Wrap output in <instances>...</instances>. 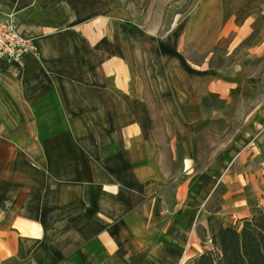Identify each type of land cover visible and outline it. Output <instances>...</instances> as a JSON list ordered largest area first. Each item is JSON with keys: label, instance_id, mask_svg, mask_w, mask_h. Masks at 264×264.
<instances>
[{"label": "crops", "instance_id": "crops-1", "mask_svg": "<svg viewBox=\"0 0 264 264\" xmlns=\"http://www.w3.org/2000/svg\"><path fill=\"white\" fill-rule=\"evenodd\" d=\"M77 4L0 0L40 53L0 59V264L192 262L208 247L195 217L214 181L196 171L195 137L213 121L228 130L199 116L228 82L202 75L190 91L163 80L159 107L141 106L123 94L121 60L107 62L104 24L75 27L88 18L74 16ZM224 16L205 13L217 23L200 34L211 47L226 36ZM232 145L225 136L220 149Z\"/></svg>", "mask_w": 264, "mask_h": 264}, {"label": "rangeland", "instance_id": "rangeland-1", "mask_svg": "<svg viewBox=\"0 0 264 264\" xmlns=\"http://www.w3.org/2000/svg\"><path fill=\"white\" fill-rule=\"evenodd\" d=\"M74 2L78 3L71 9L74 16L79 12L82 18L88 17L77 21L75 27L81 25L82 31L83 27L89 26L92 30L95 25L104 24L100 30L106 33L105 46L115 47V53L107 55V62H114L115 58L121 60L122 68L127 71L120 78L127 83L123 94L138 95L144 100L141 106L143 103L144 107H159L157 96L164 93L163 80L176 86L180 82L190 91L202 85L197 82L198 76L202 75L205 80L228 82L222 89L214 88L224 99H211L209 110L199 116L210 114L218 117L217 121L223 118L228 127L227 134L219 131L222 124L213 121L211 131L207 129L195 137L200 142L194 152L196 171L202 176L214 177L201 215L195 218L208 246L203 252L215 251L212 235L221 225H239L242 218L264 210V0ZM219 9L225 13V19L218 24V29L227 24L226 36L211 47L210 40L200 34L210 25L211 30H215L217 23L206 24L204 16ZM229 18L232 21L226 23ZM134 25L143 30V36L133 29ZM177 49L180 53L175 52ZM39 54L38 51L33 55L39 57ZM23 59L20 62L5 61L22 64ZM147 97L153 102L146 105ZM193 106L191 110H197ZM162 123L160 119L155 120L159 128ZM215 127L217 134L213 131ZM225 136L228 142L233 140L227 151L220 149ZM214 144L219 149L217 159ZM173 170L178 171L177 167Z\"/></svg>", "mask_w": 264, "mask_h": 264}, {"label": "trees", "instance_id": "trees-1", "mask_svg": "<svg viewBox=\"0 0 264 264\" xmlns=\"http://www.w3.org/2000/svg\"><path fill=\"white\" fill-rule=\"evenodd\" d=\"M133 27L144 35L142 29ZM212 241L215 251L199 254L191 264H264V210L242 218L239 225H221Z\"/></svg>", "mask_w": 264, "mask_h": 264}, {"label": "built area", "instance_id": "built-area-1", "mask_svg": "<svg viewBox=\"0 0 264 264\" xmlns=\"http://www.w3.org/2000/svg\"><path fill=\"white\" fill-rule=\"evenodd\" d=\"M38 51L34 40L19 30L13 13L0 14V59L20 62Z\"/></svg>", "mask_w": 264, "mask_h": 264}]
</instances>
